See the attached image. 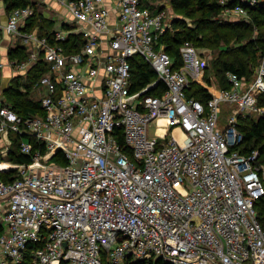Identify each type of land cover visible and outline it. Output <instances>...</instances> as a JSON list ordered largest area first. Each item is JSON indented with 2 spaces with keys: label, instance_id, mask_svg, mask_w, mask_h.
<instances>
[{
  "label": "built area",
  "instance_id": "1",
  "mask_svg": "<svg viewBox=\"0 0 264 264\" xmlns=\"http://www.w3.org/2000/svg\"><path fill=\"white\" fill-rule=\"evenodd\" d=\"M56 1L72 18L53 41L38 29L24 30L35 6L12 10L6 23L0 13V72L2 32L13 41L8 54L19 46L28 52L25 60L9 56L22 91L37 63L49 66L32 87L45 115L22 116L4 92L0 98V264H21L30 246L34 264H126L129 258L264 264L257 208L264 162L257 149H237L244 140L240 116L264 113L258 104L264 57L252 81L229 72V89L212 86L206 101L189 98L204 61L186 41L179 50L183 65L174 67L161 41L173 27L166 4L116 0L119 27L112 30L105 0ZM263 1L219 0L223 16L239 17ZM72 34H81L84 44L67 53ZM135 56L157 74L137 92ZM160 82L167 88L162 95L146 94ZM226 106L234 111L224 117ZM12 135L21 137L18 148ZM15 151L31 162L10 160ZM60 152L65 162L55 160Z\"/></svg>",
  "mask_w": 264,
  "mask_h": 264
},
{
  "label": "trees",
  "instance_id": "2",
  "mask_svg": "<svg viewBox=\"0 0 264 264\" xmlns=\"http://www.w3.org/2000/svg\"><path fill=\"white\" fill-rule=\"evenodd\" d=\"M7 11H12L16 8H22L27 6H35L31 0H3ZM168 4L171 8L172 29L168 30L161 36V41L166 45V51L174 58L175 68H180L183 65V60L180 55V47L186 41H191L197 49H199L197 41H201L200 33H204L211 28L218 27L216 16L220 15L223 6L219 0H169ZM154 11L155 8L152 7ZM250 20L244 22L245 29H251V25L264 26V1L255 7H249ZM179 12H184V16H181ZM198 14L195 28L187 22V17ZM56 22L51 18H47L38 12H35L33 16L28 19L27 25L24 30L33 31L39 28L40 34L47 36L53 41V36L56 31ZM64 28H70V26L64 24ZM225 28H231L230 24L221 23V26ZM177 29V30H176ZM219 34H214L216 41H219ZM67 53L77 52L81 49L84 44V40L81 34H72L64 42ZM227 45V44H226ZM229 48V47H228ZM225 54L228 57L222 58L215 63V75L219 79V89H229L231 84L227 80V74L229 72L237 73L240 77L246 78L247 81H252L255 74L251 76L248 74V68L246 65L245 57L253 56L260 57V61L264 57V37L256 38L247 42V44L239 45L232 48L231 50L226 49ZM231 56H230V55ZM10 58H19L25 60L28 57V52L24 46H19L15 50H11L9 53ZM244 57V58H243ZM132 67V91L137 92L148 84L157 80V74L155 70L140 56H135L131 59ZM45 73H49V66L40 61L33 67V69L27 74V88L28 91H22L20 89L21 81L19 77L14 78L13 84L7 88H4V95L7 100L11 103L13 108L22 116L29 114L33 115H45V112L41 108L40 100L31 96L34 84L43 76ZM209 83L211 82L208 79ZM166 86L163 82H160L158 87L149 90L146 94L148 95H162L166 91ZM187 96L189 98H196L206 101L211 97V93L208 87L199 86L192 82L187 90ZM37 99V100H36ZM258 104L260 107H264V93L258 96ZM234 111L233 107L226 106L223 110V116L227 117ZM253 113L246 114L245 117L240 116V130L244 134V140L242 144L237 148L241 153L247 154L253 150H259L261 153V161L264 162V113L257 115L258 118L252 117ZM119 134V132H118ZM34 141V139H31ZM119 143L124 147L125 143L123 137L119 134ZM21 142V137L15 138V146L18 148ZM18 150V149H17ZM126 152L131 155V150L126 147ZM10 160L17 163H29L31 158L18 151L12 152ZM55 160H62L61 152L55 156ZM259 211V218L264 226V199L257 203ZM4 232V226L0 224V235ZM33 248L29 247V250ZM27 251L25 258L21 264H34L30 251ZM104 264H110L105 259ZM126 264H170L162 258H153L150 260H136L129 258Z\"/></svg>",
  "mask_w": 264,
  "mask_h": 264
},
{
  "label": "rangeland",
  "instance_id": "3",
  "mask_svg": "<svg viewBox=\"0 0 264 264\" xmlns=\"http://www.w3.org/2000/svg\"><path fill=\"white\" fill-rule=\"evenodd\" d=\"M156 2L159 5L166 4L167 12L169 14L172 12L167 0H156ZM179 13L181 16H184V12ZM197 16L198 14L187 17V22L191 26V28H195V23L198 18ZM215 19L217 20L219 26H221V23H227L231 25V28L219 26L213 27L211 28V34L210 30L204 33H200V37L202 38L201 41H197L196 38L195 41L199 45L198 51L204 61V71L200 79L196 81L195 84L209 88L213 86V89H219V79L215 75L216 61L222 58L221 56L225 53L224 51H226V49L231 50L232 48L237 47L239 45V42L241 45H243L247 44V42H249L250 40L263 38L264 26L251 25V29H245L244 22H248V20H250V15L248 17H239L232 15L223 16V13L221 12V14L216 16ZM215 32L216 34H219V41H216L214 38ZM226 57H228V54L223 55V58ZM244 59L248 68V74L253 75L255 70L257 71L258 67L261 64L260 57H253L250 55L248 57H245ZM208 79H210V83ZM252 117L258 118L257 115H253ZM156 124L157 122L153 124V127L151 129L152 134L155 133ZM12 136L16 138L15 135Z\"/></svg>",
  "mask_w": 264,
  "mask_h": 264
},
{
  "label": "crops",
  "instance_id": "4",
  "mask_svg": "<svg viewBox=\"0 0 264 264\" xmlns=\"http://www.w3.org/2000/svg\"><path fill=\"white\" fill-rule=\"evenodd\" d=\"M31 1L35 3L36 12L44 15L45 17L55 20L56 30L62 29V24L65 23V20L72 18L68 9L62 6L56 0H31ZM105 2H106V5L111 10V20H110L109 27L110 29L115 30L119 27V19H118V14H117L118 8L116 6V0H105ZM0 13L2 17V22L6 23L8 21V18L11 12L7 11L3 0H0ZM36 29H38L39 31V28H36ZM106 39L107 38L105 36L102 42L103 44L102 51L104 54H106V52H109V49L107 48L108 45H107ZM12 45H13V41L10 38V36H8V34H6L5 32H2V61L5 63V67L0 72V98L3 95L4 88H7L10 85H12L14 77L18 75V72L9 65L8 50ZM103 75H104V69L102 68L100 78L103 77ZM31 96L35 98L38 97L37 93L34 90H32ZM1 205H2V202H0V207ZM0 220H1V215H0Z\"/></svg>",
  "mask_w": 264,
  "mask_h": 264
},
{
  "label": "bare ground",
  "instance_id": "5",
  "mask_svg": "<svg viewBox=\"0 0 264 264\" xmlns=\"http://www.w3.org/2000/svg\"><path fill=\"white\" fill-rule=\"evenodd\" d=\"M162 123H163V121H162Z\"/></svg>",
  "mask_w": 264,
  "mask_h": 264
}]
</instances>
